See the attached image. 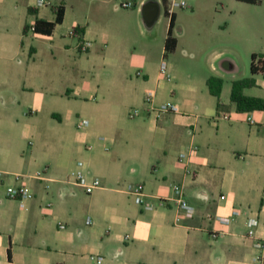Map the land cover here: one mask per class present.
Listing matches in <instances>:
<instances>
[{
  "label": "crops",
  "instance_id": "crops-1",
  "mask_svg": "<svg viewBox=\"0 0 264 264\" xmlns=\"http://www.w3.org/2000/svg\"><path fill=\"white\" fill-rule=\"evenodd\" d=\"M140 1L143 6L148 0ZM156 1L161 12L152 30L163 14L169 16L161 53L165 59L171 16L168 0L165 10L163 0ZM189 1L192 25L183 23L185 13L173 14L177 46L168 66L175 81L184 76L182 67L186 66L194 69V78L187 76L186 83L166 81L160 66L156 70L152 60L144 59L136 75L122 74L102 92L97 91L102 114L93 124L100 125L103 133L87 130L92 125L89 120L85 132L69 129L77 128L85 87L76 84L74 89L53 91L37 85L36 75L29 73L35 54L32 48L25 70L29 81L6 83V77H0L2 112H19L21 98L35 93L28 114L36 116L28 118L23 113L27 121L16 136L5 139L0 133L4 183L25 185L34 193L22 207L5 196L4 188L0 190V264H94L92 255L104 257L102 264H264L257 260L261 251L248 237L246 224L249 218H258L256 235L264 238V111L239 113L231 102L232 83L242 79L236 75L240 68L231 28L240 13L250 14L262 3ZM113 11L121 9L115 6ZM124 11L140 16L134 9ZM67 15L66 9L63 23L51 36L64 25ZM140 20L143 22L142 14L139 24ZM76 27L81 29L82 41L89 44L83 51L76 38L77 47L91 54L97 36L91 26L78 22L70 32ZM99 39L108 48L121 37L107 28ZM26 54L22 37L0 40V63L6 65ZM226 64L234 68L226 70ZM211 77L224 81L220 99L208 89ZM168 83H172L171 95L163 98L160 95L169 89ZM6 85H10L7 90ZM256 86L264 87L261 75L256 76ZM251 90L246 89L245 95L254 97ZM148 91L155 92L156 105L172 103L178 111L155 119L145 109ZM131 109L143 113L130 119ZM44 111L66 129L37 127ZM220 113H228L232 119L217 120ZM16 122L12 125L18 127L19 120ZM28 139H32L29 146L24 143ZM191 147L196 152L180 163L179 155L189 153ZM75 171L89 181L98 179L101 187L87 194L68 182ZM38 172L45 173L43 180L35 177ZM16 175L22 176L19 181ZM127 184H142L154 208L140 206L126 193ZM175 184L183 186L186 201L196 210L191 219L181 216L173 200L163 205L158 200L173 199ZM235 211L239 212L236 217ZM178 215L181 221H177ZM219 217L234 218L224 225Z\"/></svg>",
  "mask_w": 264,
  "mask_h": 264
},
{
  "label": "rangeland",
  "instance_id": "rangeland-1",
  "mask_svg": "<svg viewBox=\"0 0 264 264\" xmlns=\"http://www.w3.org/2000/svg\"><path fill=\"white\" fill-rule=\"evenodd\" d=\"M47 1L51 5L38 8L40 12L36 16L29 14L28 8L36 7L37 0H0V40L3 37L16 38L17 40L22 37L27 53V56H20L16 61L7 62L6 65L0 63V77H6V83H12L14 80L20 81V83L29 81L25 75V70L29 63V50L32 48L36 55H32L29 73L33 71L34 75H36V84L47 86L53 91L66 88L74 89L76 84L84 86L85 93L81 96L76 123L89 120L92 125L87 130L94 129L97 134L103 133L100 125L93 124L94 118L102 114L101 97L98 96L97 91L102 92L109 81L116 80L122 74L134 72V75H136V71L141 70L144 59L152 60L151 62L156 70L163 60L169 64L171 53L165 59L161 55L169 16L163 14L161 21L152 30L141 20L139 24L142 8L140 0ZM203 1L206 3L209 0ZM129 2L135 5V8L132 9L138 12L140 16L124 11L132 10L122 8L123 4ZM189 2L187 0L189 8L176 10L175 13H185L182 18L183 23L192 25V21L188 16L189 12H187L191 9ZM261 3V6L250 12V14L240 13L239 18L235 20L231 28V34L234 39V54L238 58L240 68V72L236 75L242 79L251 77L252 54H262L264 52V0H261ZM163 4V10H165L166 4ZM60 5H64L68 11L67 20L63 26L57 28L53 36L37 35L30 30L26 35H23L24 26L28 25L31 27L37 17L54 20V11ZM115 6L121 9V12L115 13L113 11ZM75 22L83 26H91L93 33L97 36L95 46L91 48V54L90 52H81L77 47L78 40L70 37L69 33ZM107 28L115 31V33L117 32L121 37L120 42L114 43L108 48L105 45H101L99 39L103 29ZM251 52L253 53L251 54ZM178 57H181V54ZM20 61L23 63H20ZM216 65L219 68V63ZM182 70L184 76L175 81L171 74L172 81L186 83L189 81L187 76L190 75L192 79L194 78L193 68L186 66L182 67ZM168 84L169 89L160 95L163 98L171 95L169 90L172 83ZM9 87L10 85H6V90ZM230 87L231 83H229ZM2 89L3 86H0V91ZM249 94L254 97L264 98V87L256 86L252 88ZM34 95L35 93L29 96L24 95L21 98V106H18L19 112L15 113L12 110L2 112L0 109L1 138L8 139V137L19 134V130L27 121L23 117V113L26 112L24 115H27L28 118H36L35 115L28 114L29 104L33 103L35 99ZM45 112H42L39 116L40 120L39 124L38 122L36 124L37 127L41 129H51V127L66 129L65 125H60L57 121H53ZM244 118H247V116L245 115ZM17 120H19L18 127L12 125ZM69 129L85 132L78 130L75 126L69 127ZM30 140L32 139L25 141V145L29 146L31 144Z\"/></svg>",
  "mask_w": 264,
  "mask_h": 264
},
{
  "label": "built area",
  "instance_id": "built-area-1",
  "mask_svg": "<svg viewBox=\"0 0 264 264\" xmlns=\"http://www.w3.org/2000/svg\"><path fill=\"white\" fill-rule=\"evenodd\" d=\"M51 3L47 0H37V4L35 8H42L50 6ZM122 8L125 9H132L134 8V4L129 2L122 5ZM189 8L187 0H168L167 3V12L170 16L174 14L176 10L179 9H187ZM29 30L34 32L35 31V24L29 26ZM70 36H74L75 38L79 39V47L83 51H86L88 48L87 43H84L82 41V36L80 33L76 32L74 29L70 32ZM160 74L166 81H171L172 76L169 71V66L165 60L161 62L160 65ZM155 97L156 94L154 91H148L145 95L144 104L145 109L148 113H150L155 119H159L162 115L166 113H174L178 111V107L172 103H162L160 105L155 104ZM143 113V110L139 109H131L129 110L128 117L130 119L136 118L140 116ZM217 120H223V121H229L232 119V116L228 113H220L217 117ZM248 121H251L252 119L248 117ZM89 125L88 120L80 121L77 124L78 130L84 131ZM88 149H91V147H88ZM195 148L191 147L189 149V153H181L179 155V162L184 163L187 162L190 159V153L194 154ZM44 172H38L36 174L37 179H44ZM22 176L16 175L15 180L19 181ZM68 182H74L76 185H79L80 187L84 188L85 192L87 194H91L94 190L101 187V182L98 179H93L89 181L87 177L81 172V171H75L70 174L68 177ZM4 188L5 196L8 199L16 200L18 201L21 206H24V203L26 201L32 200L34 198V193L32 190L25 186V185H6L4 183V179L0 174V190ZM174 198L173 199H158L160 204L163 205L166 201L173 200L177 206V211L181 214V216L191 219L195 216L196 210L194 207L188 204V202L185 199L184 196V188L182 185L175 184L172 187ZM125 191L128 195L133 196L136 200V202L142 206L145 210H152L154 208L152 202L148 200V196L145 193L144 186L142 184H127L125 187ZM239 215L238 211H235L233 213V216L236 217ZM181 216L178 215L177 221H181ZM234 217H219L217 220L224 225H229ZM90 223V221H88ZM247 226L249 228L248 231V237L251 239H254L255 246L257 249L261 251L260 256L257 258L259 261H264V238H259L256 235V227L259 225L258 218H249L247 220ZM61 228H64V225L59 224ZM91 261L94 264H102L104 257L102 256H96L92 255L90 257Z\"/></svg>",
  "mask_w": 264,
  "mask_h": 264
},
{
  "label": "trees",
  "instance_id": "trees-1",
  "mask_svg": "<svg viewBox=\"0 0 264 264\" xmlns=\"http://www.w3.org/2000/svg\"><path fill=\"white\" fill-rule=\"evenodd\" d=\"M240 2L258 4L261 0H237ZM163 3H167V0H163ZM65 7L60 5L55 9V20L46 21L43 19H36L35 21V34H41L44 36H51L58 25H61L65 17ZM38 9L28 8L29 14H36ZM175 23V17H170V27L168 30V37L165 42V55L174 52L177 46V40L173 37V28ZM76 32L81 33V29L76 27ZM29 32V26L25 25L23 33L26 35ZM230 70L234 68L231 64H226ZM251 77L240 79L232 83L231 89V102L234 104L236 111L239 113H251L254 111H264V98L251 97L245 95L246 89L256 87V76L261 75L264 79V55L252 54L251 56ZM207 86L210 93L216 98L220 99L224 81L220 78L211 77L207 81Z\"/></svg>",
  "mask_w": 264,
  "mask_h": 264
},
{
  "label": "water",
  "instance_id": "water-1",
  "mask_svg": "<svg viewBox=\"0 0 264 264\" xmlns=\"http://www.w3.org/2000/svg\"><path fill=\"white\" fill-rule=\"evenodd\" d=\"M161 12L160 3L156 0H148L141 9L144 24L152 29L157 22ZM226 70H230L227 65H224Z\"/></svg>",
  "mask_w": 264,
  "mask_h": 264
}]
</instances>
